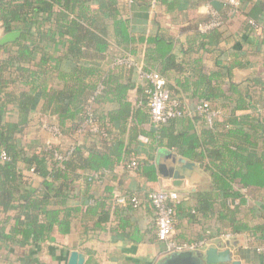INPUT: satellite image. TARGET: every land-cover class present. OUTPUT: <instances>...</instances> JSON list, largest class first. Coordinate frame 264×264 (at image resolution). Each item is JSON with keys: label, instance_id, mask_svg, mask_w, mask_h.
Listing matches in <instances>:
<instances>
[{"label": "trees", "instance_id": "trees-1", "mask_svg": "<svg viewBox=\"0 0 264 264\" xmlns=\"http://www.w3.org/2000/svg\"><path fill=\"white\" fill-rule=\"evenodd\" d=\"M142 2L137 0L140 6ZM259 8L264 10V5ZM261 12L247 17L246 24L254 34L250 21L264 28ZM0 24L5 33L20 32L16 41L0 46V213L16 211L13 218L6 216L0 222L4 240L40 246L55 233L68 235L84 207L87 214L98 216V227L107 222L104 208L112 196L95 200L90 192L107 172L135 154L131 147L139 135L153 139L154 149L176 151L209 176L210 186L201 195L205 209L219 200L226 209L237 202L244 205L243 190L264 189V120L254 122L248 113L252 104L247 100L249 88L259 85L258 80L237 83L230 67L212 72L197 68L193 80L182 79L189 52L183 46L177 51L179 44L160 29L147 40L150 46L141 69L157 72L166 80L171 100L178 101L185 114L155 126L149 110L150 85H137L131 76L123 77L126 69L132 70L139 62L133 48L136 39L130 21L121 18L119 0H0ZM56 44L63 49L53 50ZM112 46L121 52V58L111 54ZM125 58L133 65L117 64ZM135 90L138 99L133 102L130 95ZM190 90L198 100L196 107L207 101L218 111L233 103L227 121L220 122L219 116L209 126L196 107L189 116L185 96ZM39 98L41 117L55 120L41 125L58 129L59 135L50 133L58 143L24 142ZM223 101L228 104L217 106ZM11 105L17 107L13 121L7 119ZM149 122L156 130H140ZM192 122L200 129L173 131ZM93 128L97 131L92 132ZM3 153L9 161L1 160ZM21 163L42 179L38 189L27 187ZM141 167L143 174L156 180L153 164L144 162ZM173 206L176 208L175 203ZM230 212L235 215L237 210ZM233 228L235 232L264 234V224L237 222Z\"/></svg>", "mask_w": 264, "mask_h": 264}, {"label": "crops", "instance_id": "crops-1", "mask_svg": "<svg viewBox=\"0 0 264 264\" xmlns=\"http://www.w3.org/2000/svg\"><path fill=\"white\" fill-rule=\"evenodd\" d=\"M228 1L143 0L140 6L137 0H119L121 18L130 21L131 34L136 39L133 48L137 51L135 57L139 62L132 70L126 69L124 79L131 76L132 82L144 85L145 82L140 78V69L144 66L146 51L150 46L147 40L162 29L179 44L177 51L183 46L189 52L185 58L182 79L193 80L197 68L212 72L230 67L233 68L234 81L237 83L258 80L260 84L248 90L247 100L252 104L248 113L254 122L264 120V39L252 33L246 24L247 17L258 16L262 11L264 25V10L259 8L264 5V0H239V10L226 5ZM216 20L222 21V26L211 27V22ZM199 32L208 34V37L201 38ZM5 34L7 33L0 24V37ZM140 39L145 40L140 43ZM51 48L61 51L63 46L56 44ZM110 49L111 54L121 58V52L115 46ZM2 57L4 56L1 55ZM16 85L12 88L16 89ZM243 92L246 94L247 90L244 88ZM130 97L131 101L136 102L137 91H132ZM38 101V106L31 113V123L25 131L24 142L28 145L58 143L41 125L55 120L41 117V98ZM197 101L190 90L185 96L189 116L194 113ZM224 104L228 103L219 102L217 106ZM232 109L233 103L230 107L218 110L219 121H227ZM16 112L17 107L11 105L7 119L15 120ZM142 129L147 133L156 130L150 122L142 126L140 130ZM186 129L195 132L200 127L192 122L177 126L173 131ZM155 146L153 139L147 135H139L138 141L131 147L135 154L123 161L113 172H107L101 182L93 185L90 193L95 200L107 194L112 196V200L104 208L108 212L107 222L98 227V216L87 214V207H84L83 214L74 219L70 234L55 233L40 246H21L0 237V264H69L73 252L84 256V264H208L201 254L209 248L231 251L233 260L220 264H264V253L256 251L258 246L264 244V234L235 232L233 228V224L237 222L250 226L264 224V189L243 190L246 199L244 205L237 202L230 206L231 209H226L219 200L214 203L213 208L205 209L201 205V195H205L210 186L209 176L196 163L180 156L176 151L165 147L154 149ZM179 158L196 165L192 176L185 179L183 188H176L174 180L163 177L159 171L161 164L169 168L180 165ZM132 162H137L136 169L130 167ZM144 162L156 167L155 181L143 174L140 166ZM19 167L25 176L27 187L30 190L38 189L42 179L29 171L25 164L21 163ZM154 191L179 194V199L175 202L172 239L189 244L205 242L203 247L191 251V257L180 259L179 254H169L166 245L159 241L156 211L148 197ZM122 197L127 199L126 204L119 203ZM132 197L139 199L138 207L130 203ZM71 203L79 205L78 202ZM92 203L93 201L90 204ZM230 210L237 212L234 215ZM15 215L16 211H11L8 215L0 213V222L5 221L6 216L13 218ZM12 218L11 223L14 221ZM10 227L8 225L7 230Z\"/></svg>", "mask_w": 264, "mask_h": 264}, {"label": "built area", "instance_id": "built-area-1", "mask_svg": "<svg viewBox=\"0 0 264 264\" xmlns=\"http://www.w3.org/2000/svg\"><path fill=\"white\" fill-rule=\"evenodd\" d=\"M229 4L233 6L235 10L240 7L239 0H229ZM250 25L253 27L256 35L263 36L264 38V28L260 24L250 21ZM210 26L219 27L221 26V23L216 21ZM117 64L133 65V62L129 58H125L118 59ZM140 78L150 85V89L148 90V94L150 95L149 110L151 120L155 126L166 124L171 119L180 118L185 114V111L178 108L179 102L171 100L170 93L166 88V80L159 73L144 72L140 69ZM196 111L206 119L209 126H212L215 120L219 117V112L213 110L210 103L207 101H201L196 107ZM44 129L51 134L59 135V131L56 128L45 125ZM96 131L97 128L92 129V132ZM1 160L7 162L9 161V157L3 153ZM130 167L136 169L138 167L137 162H132ZM148 197L156 211L157 237L159 241L166 245V250L169 254L191 252L205 245L204 241L189 244L179 243L172 239L175 222V208L173 203L177 202L179 199V194L177 192L154 191L149 193ZM119 203L126 204L127 199L122 197L119 199ZM130 203L134 207H138L140 204L137 197L130 198ZM256 251L264 253V244L258 246Z\"/></svg>", "mask_w": 264, "mask_h": 264}, {"label": "water", "instance_id": "water-1", "mask_svg": "<svg viewBox=\"0 0 264 264\" xmlns=\"http://www.w3.org/2000/svg\"><path fill=\"white\" fill-rule=\"evenodd\" d=\"M20 37L19 32L7 33L4 36L0 37V45L3 46L8 43L16 41ZM176 163V161H173ZM178 164L175 167L169 168L165 164L159 166L160 174L165 178H171L174 180V186L176 188H183L185 179L190 178L193 174V170L196 167L194 163H191L183 158L178 159ZM204 256L208 264H220L228 263L233 260L230 250L221 251L219 248H209L205 249L204 253L201 254ZM191 252H184L178 255L180 259L191 257ZM84 256L78 252H73L69 261V264H84ZM239 264V262H236Z\"/></svg>", "mask_w": 264, "mask_h": 264}]
</instances>
